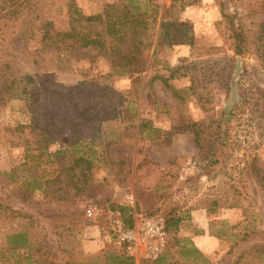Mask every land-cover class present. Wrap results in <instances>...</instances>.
<instances>
[{"label": "rangeland", "instance_id": "obj_1", "mask_svg": "<svg viewBox=\"0 0 264 264\" xmlns=\"http://www.w3.org/2000/svg\"><path fill=\"white\" fill-rule=\"evenodd\" d=\"M127 1L37 0L32 13L24 8L10 26L0 25V67L9 63L32 102L8 88L0 103V264L16 257L17 264H104L95 257L104 251L126 256L104 210L112 203L132 207L133 223L140 215L166 223L162 255L134 264H264V64L255 56L263 0H130L145 16L157 5L149 32L158 31L163 13L186 25L185 43L157 48L150 75L173 71L168 85L148 83L147 72L140 81L118 75L109 52L78 48L72 38L43 41V23L49 33L63 32L71 12L92 15ZM224 14L247 35L241 54ZM155 42L142 52L147 65ZM3 71L0 82L8 83ZM84 103L100 120L91 141ZM42 115L48 145L38 151L29 127L12 128L38 124ZM64 167L72 168L56 179ZM42 177L56 181L31 188ZM172 216L181 218L177 227L167 225ZM15 234L25 241L11 243ZM205 235L218 239L207 256L192 239Z\"/></svg>", "mask_w": 264, "mask_h": 264}, {"label": "trees", "instance_id": "obj_2", "mask_svg": "<svg viewBox=\"0 0 264 264\" xmlns=\"http://www.w3.org/2000/svg\"><path fill=\"white\" fill-rule=\"evenodd\" d=\"M36 1L37 0H0V25L4 24L3 26H10L9 22H12L13 20L24 14L22 11V9L24 8L28 7V12L32 13L34 11L32 9L34 8ZM174 1L175 3H177V0ZM174 5H171L168 10L165 9L166 12H170ZM111 6L104 9L101 13L92 15H82L77 11L69 13L70 24L68 30L63 32L55 31L53 34L52 32L49 33V24L43 23V29L40 28L42 30L43 41L47 39L53 41V39H57V37L60 35H62V38H72L73 42L78 48L92 47L98 49L99 51L109 52L114 68V73L118 75L138 77L140 81L143 77V74L147 72L148 83L152 81V79L154 80L156 78H160L165 84L168 85V80L174 76L173 71H171L168 77L156 74L152 76L150 75L157 48L162 45L172 47L174 45L185 43L187 40L185 37L186 25L178 21L175 17L166 18L165 13H163L158 24V31L149 32V24L154 23V21L156 20V14L154 13V10L157 8V5H153L152 14L148 15L151 19H148V16H145V11H143V9H141V7L137 5V3L132 4V1L130 0L120 6ZM261 7L263 10L262 12H264V0L261 2ZM38 12L41 13L42 11H36V15L34 17L35 23H33L35 26H39L43 19L42 13L40 14V17L38 16ZM224 17L227 18L231 24L235 54H241L244 52L246 45L248 44L247 35L241 29L240 25H237L234 28L232 20L229 19L228 14H224ZM38 18L39 21L36 22ZM74 23L77 25H75ZM83 23H85V26L83 25ZM94 23L100 25L99 30L94 28ZM81 28H85L86 31L81 30ZM0 30H3V28L0 27ZM26 31H28V29H26ZM155 39L156 42L154 50L152 52V60L149 65H147L148 62L142 56V52L144 49L152 47ZM255 40L258 46L255 50V56L257 59L259 58L264 64V18L257 23ZM3 66L0 67V69H7V71H3L2 76L8 83H4L3 81L0 82V103H3L5 101L4 93L8 92V88H12L11 90L16 92L17 94L23 92V100L25 104L30 105L32 102L27 85L21 82L23 81L22 78H20V82H18V75L14 71H11L10 73L8 72V69L11 68L9 63H4ZM26 79L36 81V78L34 76L26 77ZM20 83L22 84L21 91L20 88H16ZM71 100H73V95ZM83 105V109L89 112L86 113V115H84L83 117L87 125L89 122H93V124L94 122H96V124L88 128L87 125L85 126V124H83V119L81 117H77L76 119L78 120V123L83 124L84 127H86V138L88 139V141L95 140L94 138L97 137L99 127H97V123H100V120L96 116L97 113L94 114L93 111H89L87 109V107L85 106L87 105V103H84ZM45 118V115L40 116L38 124L23 125L17 123V125L12 129L15 131L17 130L18 132H22L25 126L29 127L34 137L31 142L36 144L35 149L38 151H44L45 149H47L48 145V139L46 135V129L48 128V126ZM140 122V126L146 124H142V120ZM58 132H60V130ZM37 157L39 158V156ZM78 159L82 161L85 160L82 159V157H79ZM70 168L72 167H64L59 172V175H56L55 178L59 179L61 176V172H64ZM43 178L44 177L41 178L40 182L35 178L33 183L31 182V188H40L41 182L49 185V182L56 181L55 178ZM104 210L106 212V215H109V219H111L110 221L113 220L114 222H116L118 220L124 227H128L133 224V210L129 205L112 203L106 205L104 207ZM100 211L101 209L98 208L97 213H99ZM180 221V217L172 216L168 219L169 223L167 222V225H173L174 227H177ZM13 239L14 241L11 240V243L13 242L14 245L22 244L25 241L23 234H15ZM190 250L199 252L198 249L193 245L190 246ZM95 257H97V259L103 257L102 261L104 262V264H134L132 258L124 256L122 254L114 253L113 251H104L101 256L99 255ZM17 261L18 257H16L14 264H17ZM91 263L92 261H89L86 264Z\"/></svg>", "mask_w": 264, "mask_h": 264}, {"label": "built area", "instance_id": "obj_3", "mask_svg": "<svg viewBox=\"0 0 264 264\" xmlns=\"http://www.w3.org/2000/svg\"><path fill=\"white\" fill-rule=\"evenodd\" d=\"M95 211V206H89L86 214L92 217ZM113 231L126 256L146 261H155L162 255L168 235L165 221L158 216L140 215L128 227L117 220Z\"/></svg>", "mask_w": 264, "mask_h": 264}, {"label": "crops", "instance_id": "obj_4", "mask_svg": "<svg viewBox=\"0 0 264 264\" xmlns=\"http://www.w3.org/2000/svg\"><path fill=\"white\" fill-rule=\"evenodd\" d=\"M205 228V227H202ZM198 236H194L192 239L194 240V242L196 243V245H198V248H200L203 254H205L206 256L210 254V252H212V244H214L215 242H217L218 244V239L211 237L209 235H205L203 237H198Z\"/></svg>", "mask_w": 264, "mask_h": 264}, {"label": "water", "instance_id": "obj_5", "mask_svg": "<svg viewBox=\"0 0 264 264\" xmlns=\"http://www.w3.org/2000/svg\"><path fill=\"white\" fill-rule=\"evenodd\" d=\"M239 66V65H238Z\"/></svg>", "mask_w": 264, "mask_h": 264}]
</instances>
